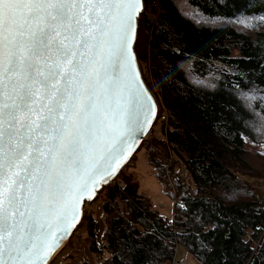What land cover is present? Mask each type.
I'll return each instance as SVG.
<instances>
[{"label": "trees", "instance_id": "1", "mask_svg": "<svg viewBox=\"0 0 264 264\" xmlns=\"http://www.w3.org/2000/svg\"><path fill=\"white\" fill-rule=\"evenodd\" d=\"M143 1L135 52L167 118L142 147L174 210L161 215L121 172L102 204L100 262L172 264L176 246L199 264H264V191L251 183L264 172L249 159L264 167V0H183L185 12L178 0Z\"/></svg>", "mask_w": 264, "mask_h": 264}, {"label": "snow or ice", "instance_id": "2", "mask_svg": "<svg viewBox=\"0 0 264 264\" xmlns=\"http://www.w3.org/2000/svg\"><path fill=\"white\" fill-rule=\"evenodd\" d=\"M142 10L0 0V264H48L150 126L132 50Z\"/></svg>", "mask_w": 264, "mask_h": 264}, {"label": "rangeland", "instance_id": "3", "mask_svg": "<svg viewBox=\"0 0 264 264\" xmlns=\"http://www.w3.org/2000/svg\"><path fill=\"white\" fill-rule=\"evenodd\" d=\"M178 6L182 12H185L187 10V5L183 2V0H178ZM234 26L237 30L241 32H245L244 27L238 24H234ZM137 38H138V34H137ZM234 53L237 54V51H234ZM188 64H189V59H185L180 62V65L184 67L186 70L188 69ZM196 80L200 84H210L213 81L212 78H208V77L199 80L196 79ZM150 91L154 96L155 94L158 95L156 89L154 90V88H152V90L150 89ZM155 98L158 103V99L156 96ZM161 118H162L161 109H159L157 118L154 124L152 125L151 129L149 130V133L146 135L139 149L131 157L129 162L123 167L120 173L121 172H123L124 174L134 173L135 177L140 183V191L150 197L153 207L157 209L161 215L169 218L172 216L174 210V201L166 193L167 189L165 188V186H163L160 182L157 181L156 176L153 172V168L148 163L146 151L144 147H142L145 141L149 140V138L153 139L154 137H162V132L160 130ZM249 159L251 160V164L254 167L257 166L261 172H264V167H262L257 162L255 157L251 156L249 157ZM173 165H175L176 167L177 164L173 163ZM251 183L253 184L254 188L259 189V191L261 190V192L264 191V179L261 182V184H259L257 180H251ZM106 187L107 186H105L100 191L97 199H95L91 203L85 204L83 209L85 212L84 215L86 214V218L83 220L81 225L73 232L71 238L69 239L70 240L69 244L66 246V244L69 241L68 240L67 243L64 245L66 247L63 250L61 249L62 251H60L54 257L52 263L50 261L49 264L50 263L51 264H80V263L100 264V261L105 255V251L103 249L102 244H103V236L106 232V223L104 219L102 204L107 195ZM89 217H92V220L94 222V226H93L94 238L100 249L99 252H93L89 247L90 246V238L88 236V229L90 223ZM245 235L249 236L248 234ZM177 261H182V264H199L191 255H189L186 252H183L181 248H179V251L177 253Z\"/></svg>", "mask_w": 264, "mask_h": 264}, {"label": "water", "instance_id": "4", "mask_svg": "<svg viewBox=\"0 0 264 264\" xmlns=\"http://www.w3.org/2000/svg\"><path fill=\"white\" fill-rule=\"evenodd\" d=\"M144 8H145V5H144V1H143V10L141 11L138 19H137V31H136V40L135 42L133 43V46H132V50L135 54V57H136V66L139 70V73H140V79L143 81V84H144V87L148 90V93L149 95L152 97L154 103H155V115H154V118L152 119L151 121V124L150 126L147 128L146 132L144 134H142L141 136H139L138 138V143L137 145L135 146L134 148V151H132V153L130 154V156L126 159V161H124L121 166L119 167L118 171L116 172V174L114 176H112L111 178H109L107 180V183H101L100 185H98V188H97V191L95 192V195H94V198L92 200H84L82 205H81V212H82V215L80 217V222L76 225V227L71 231L70 235H68L64 240L63 242L59 245V247L56 249L55 253L53 254V256L51 257V259L49 260L52 261L54 259V257L61 251V249L64 247V245L67 243V241L71 238L73 232L81 225V223L83 222L84 220V206L85 204L87 203H91L92 201H94L95 199L98 198L99 196V193L100 191L105 187V186H108L116 177L117 175L120 173V171L123 169V167L129 162V160L131 159V157L136 153V151L139 149V147L141 146V143L143 142V140L145 139L146 135L149 133V130L151 129L152 125L154 124L156 118H157V115H158V112H159V104L157 103V100L155 98V96L152 94V92L150 91V89L148 88L144 78H143V74L141 72V68L139 66V62H138V59H137V54L135 52V45H136V41H137V34H138V29H139V20H140V17H141V14L143 13L144 11ZM48 262V264H49Z\"/></svg>", "mask_w": 264, "mask_h": 264}, {"label": "built area", "instance_id": "5", "mask_svg": "<svg viewBox=\"0 0 264 264\" xmlns=\"http://www.w3.org/2000/svg\"><path fill=\"white\" fill-rule=\"evenodd\" d=\"M160 109V108H159ZM161 120H166V118H167V116L166 115H161ZM182 220H185V217L184 216H182ZM248 238H249V236H247ZM174 248V254H173V258H172V264H181V262H179V261H177L176 260V258H177V256H176V246H174L173 247ZM80 264H86V263H80Z\"/></svg>", "mask_w": 264, "mask_h": 264}, {"label": "crops", "instance_id": "6", "mask_svg": "<svg viewBox=\"0 0 264 264\" xmlns=\"http://www.w3.org/2000/svg\"><path fill=\"white\" fill-rule=\"evenodd\" d=\"M100 264H101V262H100Z\"/></svg>", "mask_w": 264, "mask_h": 264}]
</instances>
